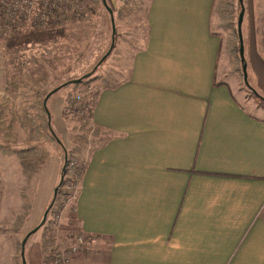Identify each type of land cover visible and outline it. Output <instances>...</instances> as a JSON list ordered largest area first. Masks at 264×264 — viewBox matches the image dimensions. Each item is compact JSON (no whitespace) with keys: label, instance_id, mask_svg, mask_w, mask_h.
<instances>
[{"label":"crops","instance_id":"obj_1","mask_svg":"<svg viewBox=\"0 0 264 264\" xmlns=\"http://www.w3.org/2000/svg\"><path fill=\"white\" fill-rule=\"evenodd\" d=\"M109 1L145 27L115 69H104L76 136L71 217L89 244L71 264H264V114L242 100L234 60L213 29L215 0ZM242 26L245 86L264 98V0H244ZM50 108L60 141L72 145L61 107ZM51 144L44 156L40 145L21 148L39 156L17 158V176L0 153V264L57 186L64 154ZM38 242L27 243L26 264L28 253L43 264Z\"/></svg>","mask_w":264,"mask_h":264},{"label":"rangeland","instance_id":"obj_2","mask_svg":"<svg viewBox=\"0 0 264 264\" xmlns=\"http://www.w3.org/2000/svg\"><path fill=\"white\" fill-rule=\"evenodd\" d=\"M43 1L34 0L33 7L20 18L9 17L6 19L1 16L0 19L1 24L10 21L9 29L0 30V153L9 155L11 161L14 162L11 164V168L15 170L13 171L16 172L15 176L18 174L17 168L19 167L17 158L25 159L30 155L34 156L32 155L34 153L39 156L38 152H26L25 155L20 151L21 148L40 145L39 149L44 147L40 154L48 155L51 150L50 142L53 146L55 143H59L58 140H62L60 132L58 133L52 125L54 121L50 108L51 102L61 107L63 122L67 127H71V132L72 128L74 130V143H71L73 146L67 143L66 146L60 141L66 147V153L63 152L64 148H61L59 144L57 147V150L58 148L59 151L63 150L62 153L64 160L66 156V161L63 160V175L61 170L59 181L55 187L56 191H53L47 205L45 222L27 238L23 247L26 263L27 243L38 239L40 261L43 264H51L49 259L54 250H62L76 244L79 236H83L87 245L89 244L87 237L78 230L76 220L71 217L80 176L78 173L81 174L79 160L72 151L77 149L76 136L79 132L84 131L82 122H87L88 116H90L91 100L99 86L102 85L99 77L105 75V68L106 72L109 69L110 71L114 70L117 59L125 54L128 55L131 46L137 45L136 40L138 44L141 42V36L136 34L137 28L143 29L145 23L143 19L126 18L119 10L115 11L113 3L109 0H106V3L113 11L111 14L102 0H74V7L70 2L60 4L58 0H55V4L59 5L58 17L55 22L39 24L37 16L42 12L40 7ZM242 2L244 7V0ZM0 4L2 3L0 2ZM123 5L126 9H130L132 4L125 3ZM143 5L142 3L134 4L136 8ZM214 6L213 29L217 30L222 37L227 61L234 60L235 71L240 77L242 100L245 105L250 106L252 111L264 114V102L251 91L246 90L242 75L237 32V20L241 9L239 0H215ZM111 15L114 16L113 22ZM49 29L56 32L52 39L44 42H30L26 45L20 43L22 41L19 37L29 30ZM59 30H62L61 34H57ZM241 32L244 46L242 25ZM225 50H227V55ZM103 56L106 58L105 61L102 59ZM101 61L103 62L101 63ZM78 78L81 79L79 82H72ZM55 88L57 90L51 92ZM49 92L51 94L44 103ZM87 105L89 106L86 107ZM46 110L49 112L55 137L50 131H48L49 133L44 131V128L48 129ZM24 163L26 164L25 160ZM27 165L26 171H28ZM29 198L30 196L27 195L24 200L28 202ZM16 199L17 196L13 201L16 202ZM14 219L19 218L10 216V220L17 221ZM39 219L41 220L42 216ZM65 222L70 228L68 232H73L72 236L68 232L61 231L65 230L62 225ZM26 233L21 236L17 244L19 246H16L14 252L4 251L1 258L6 264H22L20 256L17 259V257H13V254L20 251L21 241ZM76 255L78 254L70 255L66 264H71ZM28 257L32 264V257L29 253Z\"/></svg>","mask_w":264,"mask_h":264},{"label":"built area","instance_id":"obj_3","mask_svg":"<svg viewBox=\"0 0 264 264\" xmlns=\"http://www.w3.org/2000/svg\"><path fill=\"white\" fill-rule=\"evenodd\" d=\"M55 0H44L40 9H42L41 14L37 16L39 24H48L54 23L58 17L59 5L55 4ZM61 3H71L72 7L74 0H58ZM1 16L4 18H20L21 15L26 14L34 4V0H0ZM10 21L8 23H0V30L9 29ZM87 105L86 107H88ZM87 243L85 238L79 236L77 238L76 244L70 245L68 247L61 249H56L51 255L50 263L51 264H66L68 258L72 254H77L80 251L87 249Z\"/></svg>","mask_w":264,"mask_h":264},{"label":"water","instance_id":"obj_4","mask_svg":"<svg viewBox=\"0 0 264 264\" xmlns=\"http://www.w3.org/2000/svg\"><path fill=\"white\" fill-rule=\"evenodd\" d=\"M104 6L108 9L109 13L111 14L112 11L111 9L109 8V6L107 5L106 3V0H102ZM239 3H240V6H241V9H240V12H239V15H238V20H237V32H238V38H239V55H240V59L243 60L244 59V55H243V40H242V32H241V25H242V20H243V13H244V7H243V2L242 0H239ZM111 20L113 22V16L111 15ZM105 57L103 56L102 59H104ZM242 73H243V79H244V83L245 85H248V82H247V71H246V65L242 66ZM81 79H74L72 80L73 83H77L79 82ZM57 88H55L54 90H52L51 92L53 91H56ZM51 92H49L45 99H44V103L46 102L47 98L49 97V95L51 94ZM64 168H62L63 170ZM56 191V189L54 190V192ZM47 209L45 210L43 216H42V219L40 220V222L34 226L31 230H29L24 238L22 239L21 241V247H22V251H21V259H22V264H26L25 263V258H24V253H23V247L26 243V240L27 238L32 235L33 233H35L45 222V219H46V215H47Z\"/></svg>","mask_w":264,"mask_h":264},{"label":"trees","instance_id":"obj_5","mask_svg":"<svg viewBox=\"0 0 264 264\" xmlns=\"http://www.w3.org/2000/svg\"><path fill=\"white\" fill-rule=\"evenodd\" d=\"M55 33L52 29L49 30H32V31H28L27 33L23 34L22 36H20V40L22 42H20L21 44L26 45L27 43L30 42H44L46 40L52 39L55 36ZM62 30H59V32L57 34H61ZM246 65L245 60H241V66ZM248 89L251 91V93H253L258 99H260L261 101L264 102V98L258 93L256 92L253 88L247 86ZM46 114H47V120H48V128L50 130V132L52 133L53 137H55L54 131L52 130V126H51V122H50V117H49V112L48 110H46ZM57 140V138H56ZM59 144L62 145V143L58 140ZM66 161V156H65V160ZM62 175H63V170H62ZM78 175H80V172L78 173Z\"/></svg>","mask_w":264,"mask_h":264}]
</instances>
